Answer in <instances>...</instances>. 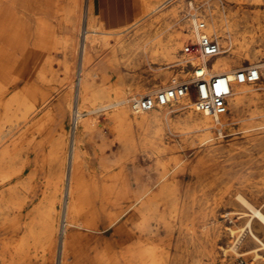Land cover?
Masks as SVG:
<instances>
[{
  "label": "rangeland",
  "instance_id": "1",
  "mask_svg": "<svg viewBox=\"0 0 264 264\" xmlns=\"http://www.w3.org/2000/svg\"><path fill=\"white\" fill-rule=\"evenodd\" d=\"M189 1L198 4L197 0H102L96 24L111 33L102 34L103 38L113 40L83 65L79 41H83L88 0L0 3V12L11 20L16 32L15 39L12 37L14 50H4L0 56L4 88L0 95V264L5 260L23 264L28 257L31 264L48 258L47 264H58L66 234L73 240L70 264H97L96 259L105 252L123 254L121 264H134V245L138 242L154 251V256L143 259L142 264L253 263L252 255L240 256L230 250L225 253L224 248L229 249L239 234V253L257 245L245 228L249 216L244 212L248 209L236 194L242 193L255 204L264 197V18H257L259 12L264 13V5H256L254 0H211L241 22L237 34L250 43L249 54L234 67L256 64L262 70L261 79L252 83L254 98L246 100L239 111L241 120L223 134L215 128L210 132L196 128L186 120L188 109L172 110L169 121L136 130L133 141L123 138L103 111L90 114L95 121L89 132L81 121L78 127L76 124L78 78L83 68L99 74L91 78V94L114 98L118 94L112 90L114 85L126 89V96L131 98L139 95L134 94L138 85L161 84L159 74L165 71L171 72L170 76L176 72L179 81L191 77L192 67L186 60L189 56L182 51L186 42L195 39L191 34L175 52V60H184L178 66H167L162 58L150 63L143 51H134V44H143L166 28L174 8L182 7L187 17ZM126 15L134 20L127 23L122 19ZM18 28L25 31L23 40L30 42L29 46L38 37L41 46L48 42L51 48L44 57L53 61L42 62L36 76V55L27 58L29 63L24 65ZM124 41L129 49L120 52L118 47ZM170 78L160 89L171 84ZM25 85L40 88L47 97L35 115L20 100L18 91ZM39 98L42 101L41 94ZM175 101L166 106L174 108ZM62 108L65 114H61ZM86 108L93 109L94 105L87 102ZM163 110L160 107L157 112ZM47 111L53 117L52 124L43 123L44 129H37L35 118ZM131 115L138 116L134 112ZM252 115L255 118L250 120ZM63 135L66 144L61 150ZM78 138L84 160L76 201L80 210L75 224H70L63 201L68 180L60 179L59 165L63 156L66 162L69 157L70 163ZM164 171L166 177L160 178L158 172ZM163 184L167 187L165 200L160 196ZM144 190H148L145 199H149L134 202ZM47 218L57 220L53 255L46 254L51 244L45 231ZM91 218L95 220L92 231L88 228ZM254 221L253 228L264 238L263 226ZM28 228L39 235L37 241L27 236ZM19 241L25 247L16 253Z\"/></svg>",
  "mask_w": 264,
  "mask_h": 264
},
{
  "label": "bare ground",
  "instance_id": "2",
  "mask_svg": "<svg viewBox=\"0 0 264 264\" xmlns=\"http://www.w3.org/2000/svg\"><path fill=\"white\" fill-rule=\"evenodd\" d=\"M2 1L4 0H0V3H2ZM197 2L198 4L195 5L193 1H189L187 17L184 16V14H182L183 13L182 7L178 6L174 8L173 11L171 12L172 19L168 23L166 28L160 30L153 37H149L148 39H145L143 44L141 43L139 45L134 44V51L136 50L143 51L146 54L148 62L150 63L152 61H156L162 58L166 61L167 66L170 67L178 66L179 63L183 62L184 60L183 59L180 60V58L179 60H175L176 50L182 46L184 38H186L188 35L191 34L192 36L196 37L193 27L195 23V18L189 16L190 11L192 9H196L197 17L202 19L207 25L206 32L211 37L216 38L220 44V53L213 60L211 73L213 74L229 73L233 80V91L229 99V111L223 116H221L219 119H215L212 116L206 114L204 111H202L199 108L195 98L192 95H190L187 97L177 98L175 101L176 106L174 108L162 106L164 107V110L162 112H157L159 109L157 108L149 112L137 114L138 116L133 117L131 115V113L133 112L129 104L130 98L126 96V94H128L129 92L126 89L125 90L118 89L120 88L118 85H114V86L112 85L113 86L112 90L118 92V94L116 95L117 97L115 98L108 94H105L106 96L104 97L98 94H91L90 91H91V86L93 84L91 78H93L94 76H98L99 74L91 73L86 68H83L78 78V92H77L76 114H75L77 127L79 121H81L82 126L85 127L86 131L87 132L91 131L92 124L94 123L95 120L93 116L90 114L94 111L96 112L103 111L106 113L110 121L114 123V126L118 128V130H120L119 132L120 134H122V137L125 138L127 141H133L135 140L136 130L138 131L147 130L151 125L155 123L163 122L164 120L169 121L172 117L171 114L172 110L188 109L190 113L186 120L189 123L193 124L199 130H204L207 132H210L213 128H215L216 130H219L221 134H223L224 130L234 126L236 123H238L241 120L239 117V111L242 105L245 103L246 100L253 99L256 91H255V87L252 85L251 82H244V83L236 82L234 73L237 69L244 68V65H238V67H234V64L236 63L238 64L243 59L244 56L249 54L250 43L244 40V35L242 36L237 34V29L241 23L239 20H234L233 18L228 16V14L225 11H223L218 6L217 3H213L211 2V0H197ZM254 3L256 5L261 6L264 5V0H254ZM87 6H88V11L86 16V22L85 24L84 22L82 23V26H84L83 31L81 32L83 34V41L82 43H80L79 41V46L82 49V65L84 64V62L89 61L90 56L94 52L100 51L103 45L109 44L113 40L111 38H103V36H101L102 34H111V33L100 30L98 28V25L96 24L97 15H99V9L96 0H88ZM79 18L80 17H78V20ZM257 18L263 19L264 13L259 12L257 14ZM2 20H4V23L0 25V56L1 54H5L6 51L4 52V50H7V52L8 50L9 51L14 50V45L12 46L13 43L12 37L14 36L16 37L15 30L11 28V20L6 18L3 15V13L0 12V22ZM78 26L79 25L75 27V33L78 31ZM17 35H18V43H19L18 48H21L24 51L23 53L25 57L24 65L29 63L28 62L29 58H32L34 57V55H36L35 57L36 60L34 61V67L36 71V72L34 71V73L36 76L39 73L40 67L42 66V62L53 61L52 57L50 56L44 57V54L47 53L48 51L50 52L51 48L50 46H48V42L45 47H43V45L41 46L42 43L41 40L38 39V37L35 39L36 40L35 43L29 46L30 42L28 43L27 41L23 40V37L25 36V31H23L22 28H18ZM46 39H48V37H46ZM46 39H45V44L47 41ZM128 49H129V45L125 41L122 42L118 47V50L120 52H126ZM189 59L190 57H188L186 60L188 61ZM191 60L193 64H196L198 62L197 59H191ZM181 72L185 73L186 70H181ZM170 73L171 72L169 71H165L159 74L161 77V82H162L161 84H164L169 77H171L170 78L171 83L173 80L177 81V77H176L177 73L175 72L172 76H170ZM189 73L190 72H188V74ZM261 75H262V70H261ZM17 78L19 80L21 77L18 76ZM1 83L2 81H0V95L3 94L2 92L4 90V88L1 86ZM161 84L155 82L153 83L152 86L149 87L138 85L137 87H134V94L155 92L158 89H160L159 86ZM18 92L20 95L19 97L21 98L20 100L23 101V104H25L29 113L30 112L34 113V115L35 112L38 111L40 107L47 101V97L45 98L44 92L40 88L34 85L22 86L20 91ZM40 94L43 98L42 101L39 98ZM87 102L93 104L94 108L87 109L86 108ZM65 113L66 110L62 108L61 114H65ZM48 115L49 114L47 111L43 115L40 116L38 115L35 118L34 122L37 129L41 127L43 123L46 125H48V123L52 124L53 117H49ZM261 115L263 116L264 114ZM254 118L255 115L249 117L250 120ZM255 124L259 125L261 123L256 122ZM41 128L44 129V127ZM49 130L51 131V127L49 128ZM65 144L66 141L63 135V137L60 139L61 150L64 149ZM75 144L76 145L73 147L70 163H69V157H68V161L66 162V157L63 156L60 158V165H59L60 179L63 180L64 178H66L68 180L67 181L68 186L63 194V201L66 204V211H65L66 220L67 223L70 224L73 223L75 224L76 222L75 218L80 210L76 205V201L78 199L79 191H80L79 174L83 166L82 163H84L83 162L84 160L83 161L81 160L82 159L81 155L83 154V150L79 138L77 139ZM166 174H167L166 171L161 173L158 172L160 178L166 177ZM161 188L162 191L160 193V196L162 197L163 200H165L167 187L165 184H163ZM261 191L263 192V196H264V182L262 184ZM147 192L148 190L147 191L144 190V192H141L139 195H137L134 198V202L143 200V198L144 200H148L149 199L148 197H147L148 199H145L146 196L148 195ZM236 195L238 199L241 201V203L244 206H246L248 209L247 211L244 212L247 213L249 216L246 221L245 228L248 229L250 238L257 245L245 251L244 253H239L237 251V244L239 240H241V236H242V234L241 235L239 234L237 235V237L234 238V240H232L230 248L229 249L224 248V251L225 253H227L230 250L240 256L252 255L251 260L253 261V263L251 262L250 264H255V263L264 264V255L261 253V251H264V238H262L253 228L254 220L255 221L257 220L259 223H261V225L264 228V197L262 198V200H260L258 204H255L252 200H250L240 192H238ZM53 200L55 202L58 201L57 199L54 198ZM158 201H160V199ZM3 215L4 218L6 219V214L3 213ZM92 216L94 217V214H92ZM94 221L95 220L91 218V220L88 223V228L90 231L95 230ZM45 223H46L45 231L47 232L48 237L51 240V244L46 247L47 248L46 254L53 255L55 252L54 244L56 242L57 232H58L57 220L47 218ZM245 228H241V230L244 231ZM230 229H231V235H234L235 230L232 228ZM25 233L27 234V236L33 237L34 240L36 241L39 239V235L36 233L33 234L30 231V228L26 229ZM72 243L73 240L71 235L66 234L65 238L62 240L60 262L58 264H70L68 260H69V254L71 252ZM24 247H25V243L23 241L22 242L19 241V244L16 247L17 249L15 250L16 253L22 252ZM153 256H154V251L149 247L143 246L140 242L134 245V264H142L143 259ZM30 258L31 257L25 259L23 264H31L29 262ZM121 258H123L124 260L125 255L119 253L116 254V252H109V254L108 252H105L102 253L96 259V261L97 264H121ZM48 261L49 258L43 261L41 264H47ZM20 263L21 262H19V264ZM4 264H18V263L14 262L13 260H9V261L5 260ZM151 264H153V262Z\"/></svg>",
  "mask_w": 264,
  "mask_h": 264
},
{
  "label": "built area",
  "instance_id": "3",
  "mask_svg": "<svg viewBox=\"0 0 264 264\" xmlns=\"http://www.w3.org/2000/svg\"><path fill=\"white\" fill-rule=\"evenodd\" d=\"M197 10L192 9L189 16L195 18L194 40L185 43L182 51L190 59L191 77L183 80H173L170 85L153 93L134 95L130 98V107L136 114L149 112L169 105L177 98L192 95L199 108L215 119L229 111V99L233 91V80L229 73L213 74L214 58L220 53L219 42L206 32V23L197 17ZM191 59H197L193 64ZM238 83L257 82L261 79V68L258 65L237 69L234 73Z\"/></svg>",
  "mask_w": 264,
  "mask_h": 264
},
{
  "label": "crops",
  "instance_id": "4",
  "mask_svg": "<svg viewBox=\"0 0 264 264\" xmlns=\"http://www.w3.org/2000/svg\"><path fill=\"white\" fill-rule=\"evenodd\" d=\"M97 2V6H98V9H99V15L101 14V3H102V0H96ZM122 19L124 21H127V23H129L130 21H132V19L134 20V17L130 18L128 17V15L122 17Z\"/></svg>",
  "mask_w": 264,
  "mask_h": 264
}]
</instances>
